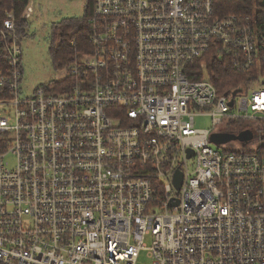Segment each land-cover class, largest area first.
<instances>
[{"label":"built area","instance_id":"1","mask_svg":"<svg viewBox=\"0 0 264 264\" xmlns=\"http://www.w3.org/2000/svg\"><path fill=\"white\" fill-rule=\"evenodd\" d=\"M224 1L92 0L87 48L29 94L7 14L0 264H264V34Z\"/></svg>","mask_w":264,"mask_h":264},{"label":"trees","instance_id":"2","mask_svg":"<svg viewBox=\"0 0 264 264\" xmlns=\"http://www.w3.org/2000/svg\"><path fill=\"white\" fill-rule=\"evenodd\" d=\"M258 3L259 0H229L224 1L222 5L227 8V14H242L251 18L257 31L264 34V5H259ZM28 4L29 0H0V23L6 19L7 14H12L14 33L20 38V43L27 37V31L31 26L29 20L24 16ZM91 13L92 0H86L82 16L65 18L51 25L48 40V54L55 71L68 63L75 50H78L82 46L87 48L88 20ZM6 66L7 61L0 52V70H4ZM211 72L214 73L211 82H213L220 92L242 86L246 81V73L232 71L227 64L217 63L213 65ZM48 84L60 85L56 82H50ZM3 136L0 133V152L7 148V141L4 140Z\"/></svg>","mask_w":264,"mask_h":264},{"label":"rangeland","instance_id":"3","mask_svg":"<svg viewBox=\"0 0 264 264\" xmlns=\"http://www.w3.org/2000/svg\"><path fill=\"white\" fill-rule=\"evenodd\" d=\"M85 1L29 0L24 14L28 13L31 26L27 31V37L21 43L22 88L24 93L29 94L37 87L46 85L60 77L58 72L63 67L55 71L48 54L50 27L62 19L82 16ZM28 8L31 11L27 12ZM195 127L197 129H210L212 127L211 119L209 117H197ZM231 135L237 139V133L234 132ZM138 264H151L146 253L140 254Z\"/></svg>","mask_w":264,"mask_h":264},{"label":"water","instance_id":"4","mask_svg":"<svg viewBox=\"0 0 264 264\" xmlns=\"http://www.w3.org/2000/svg\"><path fill=\"white\" fill-rule=\"evenodd\" d=\"M264 5V3H263ZM236 94V93H234ZM233 94V95H234ZM211 141L215 144H221V143H225V142H228V141H231V140H236L233 138L232 135H227V134H214L211 136ZM250 139V136L248 134H240L239 136H237V140H240V141H248ZM175 184H176V188H179L180 187V174L179 173H176L175 175Z\"/></svg>","mask_w":264,"mask_h":264}]
</instances>
